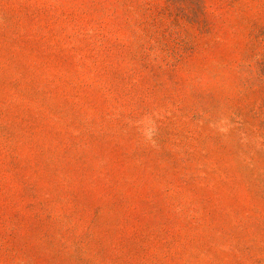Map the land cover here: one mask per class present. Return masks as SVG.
I'll list each match as a JSON object with an SVG mask.
<instances>
[{"label":"rangeland","instance_id":"obj_1","mask_svg":"<svg viewBox=\"0 0 264 264\" xmlns=\"http://www.w3.org/2000/svg\"><path fill=\"white\" fill-rule=\"evenodd\" d=\"M0 264H264V0H0Z\"/></svg>","mask_w":264,"mask_h":264}]
</instances>
